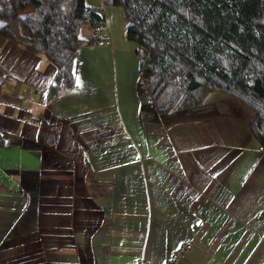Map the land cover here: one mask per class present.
<instances>
[{
	"label": "crops",
	"instance_id": "obj_1",
	"mask_svg": "<svg viewBox=\"0 0 264 264\" xmlns=\"http://www.w3.org/2000/svg\"><path fill=\"white\" fill-rule=\"evenodd\" d=\"M74 84L0 36V264H264V153L253 112L219 91L159 113L112 0ZM91 28L82 25L87 39Z\"/></svg>",
	"mask_w": 264,
	"mask_h": 264
},
{
	"label": "trees",
	"instance_id": "obj_2",
	"mask_svg": "<svg viewBox=\"0 0 264 264\" xmlns=\"http://www.w3.org/2000/svg\"><path fill=\"white\" fill-rule=\"evenodd\" d=\"M137 45L140 86L159 112L201 104L207 93L230 95L253 112L249 128L264 153V0H112ZM85 0H0V36L45 56L74 84L78 49L104 36Z\"/></svg>",
	"mask_w": 264,
	"mask_h": 264
},
{
	"label": "built area",
	"instance_id": "obj_3",
	"mask_svg": "<svg viewBox=\"0 0 264 264\" xmlns=\"http://www.w3.org/2000/svg\"><path fill=\"white\" fill-rule=\"evenodd\" d=\"M105 33V27H95L91 29V35L94 37L103 35ZM191 247L189 242H184L179 244L172 253L165 259L163 264H179L181 259L183 258L185 252ZM136 264H151L145 258H139L136 261Z\"/></svg>",
	"mask_w": 264,
	"mask_h": 264
}]
</instances>
